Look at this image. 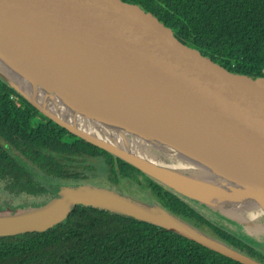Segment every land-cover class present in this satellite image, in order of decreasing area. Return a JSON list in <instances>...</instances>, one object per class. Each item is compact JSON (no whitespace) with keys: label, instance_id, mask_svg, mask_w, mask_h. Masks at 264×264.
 <instances>
[{"label":"water","instance_id":"1","mask_svg":"<svg viewBox=\"0 0 264 264\" xmlns=\"http://www.w3.org/2000/svg\"><path fill=\"white\" fill-rule=\"evenodd\" d=\"M0 56L92 116L123 123L146 151L187 161L191 172L212 180L198 167L210 163L241 185L264 192V78L240 74L189 44L141 4L0 0ZM23 96L69 133L179 197L236 223L250 221L264 235L263 214L224 195L194 190L58 121ZM56 197L41 208L0 216V236L42 232L62 221L72 206H92L181 232L239 263L261 264L209 239L156 203L90 185L64 187Z\"/></svg>","mask_w":264,"mask_h":264},{"label":"trees","instance_id":"2","mask_svg":"<svg viewBox=\"0 0 264 264\" xmlns=\"http://www.w3.org/2000/svg\"><path fill=\"white\" fill-rule=\"evenodd\" d=\"M131 1L153 11L180 38L236 72L264 78V0ZM88 148L93 146L57 125L0 77V190L7 203L30 200L31 206L25 203L24 211L48 204L57 192L39 177L61 189L86 182L85 169L91 167L79 162ZM104 153L112 183L140 173ZM143 187L157 205L187 226L264 264L263 252L210 222L186 199L161 191L147 177ZM0 264L242 263L181 232L106 209L75 205L62 221L42 232L0 236Z\"/></svg>","mask_w":264,"mask_h":264},{"label":"bare ground","instance_id":"3","mask_svg":"<svg viewBox=\"0 0 264 264\" xmlns=\"http://www.w3.org/2000/svg\"><path fill=\"white\" fill-rule=\"evenodd\" d=\"M14 68L10 62L0 56V72L58 121L110 143L125 155L133 156L155 169L165 171L194 190L205 194L224 195L264 215V192L252 190L236 180L234 181L225 169L203 161L198 167L211 176L212 180L196 175L188 170V165L185 163L187 161L164 158L139 147L138 144L143 141L134 137V133L124 127L123 123L92 116L79 104L77 105L57 93H52L48 90L49 87L47 89L40 82L38 83L25 75L27 79ZM171 151L175 152L174 150L167 152Z\"/></svg>","mask_w":264,"mask_h":264},{"label":"rangeland","instance_id":"4","mask_svg":"<svg viewBox=\"0 0 264 264\" xmlns=\"http://www.w3.org/2000/svg\"><path fill=\"white\" fill-rule=\"evenodd\" d=\"M0 77H2L6 81H8L10 84H12L17 90H19L23 95L28 97L32 102L36 104V102L31 97H29L27 94L21 91L13 82H11L1 72H0ZM155 154L163 157L161 153L156 152ZM104 156L106 155L101 149L96 148L94 146L93 148H88L86 152V157L83 159L82 162H79V164L82 166L91 167L90 169H85V174L89 179L86 182H83V183L80 182L77 185L81 184V185H90L94 187L104 188V189L115 191L122 196H125V197L127 196L128 198L131 197L138 201H143L146 204L153 205L155 203L154 201L155 199L151 195L149 189L143 187V183H145L144 181L145 177H143L140 174H136L135 176L136 178H123V179H120L118 183H112L108 178L109 172H108L107 165L104 163L103 158H102ZM174 160L179 161V159H174ZM39 181H41L43 184H47L48 188L53 190L55 193L56 192L58 193L59 190H61V187H60L61 185L59 184L53 185L51 184L52 182L50 183L48 180H45L42 177L41 178L39 177ZM160 188H161V191H164V192L168 191L165 187L160 186ZM5 198L6 197L0 190V216H5V215L16 213V212H22L24 210L23 208L27 207L26 205H24L25 203H27L28 206H31L30 203H32L30 200L27 201V200H22V199L10 200L9 203H7L6 202L7 200ZM56 198L57 197L54 196L51 199L54 200ZM35 201H38V200L36 199ZM186 202L192 208H194L199 213H201L205 218H207L213 224L221 226L225 230L232 232L233 234H235L242 240L248 242L249 244H251L252 246L256 247L257 249H259L261 252L264 253V235L260 233L258 229L254 225H252L250 221H246L244 223L239 224L226 217L224 218L220 214L214 211L208 210L193 202H190L188 200ZM217 241L220 243L218 239Z\"/></svg>","mask_w":264,"mask_h":264},{"label":"flooded vegetation","instance_id":"5","mask_svg":"<svg viewBox=\"0 0 264 264\" xmlns=\"http://www.w3.org/2000/svg\"><path fill=\"white\" fill-rule=\"evenodd\" d=\"M138 174H140V173H138ZM140 175H142V176L145 177V178L147 177V176L143 175L142 173H141ZM144 181H145V180H144ZM168 191H169V190H168Z\"/></svg>","mask_w":264,"mask_h":264}]
</instances>
